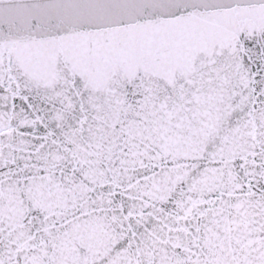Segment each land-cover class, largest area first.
<instances>
[{
    "label": "snow or ice",
    "instance_id": "1",
    "mask_svg": "<svg viewBox=\"0 0 264 264\" xmlns=\"http://www.w3.org/2000/svg\"><path fill=\"white\" fill-rule=\"evenodd\" d=\"M0 264H264V0H0Z\"/></svg>",
    "mask_w": 264,
    "mask_h": 264
}]
</instances>
